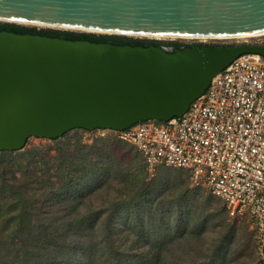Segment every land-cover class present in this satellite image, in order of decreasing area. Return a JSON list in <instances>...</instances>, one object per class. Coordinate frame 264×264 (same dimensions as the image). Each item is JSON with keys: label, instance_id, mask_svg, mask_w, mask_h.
Listing matches in <instances>:
<instances>
[{"label": "water", "instance_id": "water-1", "mask_svg": "<svg viewBox=\"0 0 264 264\" xmlns=\"http://www.w3.org/2000/svg\"><path fill=\"white\" fill-rule=\"evenodd\" d=\"M0 20L127 36L229 35L263 32L264 0H0ZM246 53L264 58V43L169 50L0 30V150L21 149L30 135L180 116Z\"/></svg>", "mask_w": 264, "mask_h": 264}, {"label": "trees", "instance_id": "trees-1", "mask_svg": "<svg viewBox=\"0 0 264 264\" xmlns=\"http://www.w3.org/2000/svg\"><path fill=\"white\" fill-rule=\"evenodd\" d=\"M3 29L118 44L190 45L12 22H0ZM80 136L71 148L69 139L57 136L51 138L54 146L0 150V264H245L233 230L211 242L204 237L208 220L215 228L225 223L227 211L216 196L204 199L213 212L205 206L193 216L196 186L180 180L166 203L169 178L146 179L132 144L112 135H95L90 142Z\"/></svg>", "mask_w": 264, "mask_h": 264}, {"label": "built area", "instance_id": "built-area-1", "mask_svg": "<svg viewBox=\"0 0 264 264\" xmlns=\"http://www.w3.org/2000/svg\"><path fill=\"white\" fill-rule=\"evenodd\" d=\"M132 144L147 173L184 169L206 186L229 216L248 215L264 254V58L242 54L211 78L183 114L122 129L94 128Z\"/></svg>", "mask_w": 264, "mask_h": 264}, {"label": "rangeland", "instance_id": "rangeland-1", "mask_svg": "<svg viewBox=\"0 0 264 264\" xmlns=\"http://www.w3.org/2000/svg\"><path fill=\"white\" fill-rule=\"evenodd\" d=\"M0 22H8L11 23L10 21H4L0 20ZM16 24H21L24 26L28 27H36V28H53V29H58V30H72L76 32H91V31H86V30H78V29H70V28H59V27H49V26H41V25H36V24H24V23H17V22H12ZM96 34H100L101 32H95ZM109 34V33H107ZM120 36H127V35H121V34H116ZM128 37L132 38H140V39H156L160 40L163 42L167 41H176L181 44H199V43H204V44H232V43H242V42H247V43H264V34L261 35H254V36H245V37H212V38H205V39H200V38H184V37H173V38H168V37H148V36H136V35H128ZM95 131H83L81 129L75 130V129H70L66 131L64 135H60L61 140L69 139L70 141V148L72 147V144L75 142V137L76 135H81L80 138L84 142H90L92 140V137L94 136ZM55 141L52 140L51 138L48 137H41V136H34L30 135L27 140L26 144L24 147H28L31 145H37V146H44V145H51L54 146ZM55 149H52L51 152H54ZM138 157L141 159L142 157L140 154H138ZM143 161V160H141ZM127 169V168H126ZM125 170V169H124ZM164 176L165 178H169L170 180V185L166 192L163 195V198L165 199V202L168 203V198L175 197L173 196L175 190H176V185L180 180H184L186 183L187 187L189 188H195V186L191 185L188 177V173L184 169H179V168H174V167H159L152 175L147 173L146 179H151L153 177L156 178H161ZM113 186L117 187V183L115 182ZM198 189V193L196 195L197 198L193 201L192 205H190V210L192 212L193 216H196L198 211L203 210V208L206 206L210 211L213 212V207L204 205L205 203V196L212 194L209 189L204 186H196ZM103 189V185L101 186V189L97 190L95 193V196L97 200L103 196V192L101 191ZM213 195V194H212ZM215 199L219 200L221 203L222 201L215 197ZM215 203V202H214ZM214 203L212 202V206H214ZM223 204V203H222ZM196 211V212H195ZM195 212V213H194ZM208 214L205 212L202 215V219ZM201 218V217H200ZM213 222L211 220H208L205 224L204 228V237L208 242L214 241L215 237H220L221 235H225L229 230H233L235 233V240L237 241L238 246L241 248L242 255L244 257L243 261L245 264H264V254H261L256 243H255V237H254V232H255V226L253 220L248 216V215H238V216H229L228 214L226 215L225 223L222 222L220 228H215L213 226Z\"/></svg>", "mask_w": 264, "mask_h": 264}, {"label": "bare ground", "instance_id": "bare-ground-1", "mask_svg": "<svg viewBox=\"0 0 264 264\" xmlns=\"http://www.w3.org/2000/svg\"><path fill=\"white\" fill-rule=\"evenodd\" d=\"M10 20V19H7ZM16 22L19 23H24V24H36V25H41V26H52V27H59V28H70V29H78V30H89L85 28H76V27H69V26H60V25H54V24H46V23H39V22H31V21H22V20H15ZM130 35H136V36H148V37H168V38H173V37H184V38H200V39H205V38H212V37H245V36H254V35H261L264 34L263 32H249V33H238V34H229V35H166V34H138V33H127Z\"/></svg>", "mask_w": 264, "mask_h": 264}, {"label": "flooded vegetation", "instance_id": "flooded-vegetation-1", "mask_svg": "<svg viewBox=\"0 0 264 264\" xmlns=\"http://www.w3.org/2000/svg\"><path fill=\"white\" fill-rule=\"evenodd\" d=\"M150 44H153V43H147L146 45H150ZM158 45L163 46V47H166L169 50L170 49H174L175 47H183V45L175 46V45H172V44L167 45V44H164V43H160ZM190 45H192V44H190Z\"/></svg>", "mask_w": 264, "mask_h": 264}]
</instances>
